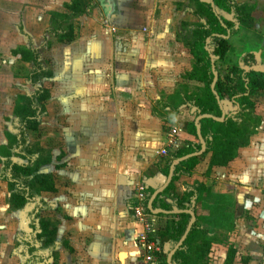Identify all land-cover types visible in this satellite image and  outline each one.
<instances>
[{
    "label": "crops",
    "instance_id": "0c3cea01",
    "mask_svg": "<svg viewBox=\"0 0 264 264\" xmlns=\"http://www.w3.org/2000/svg\"><path fill=\"white\" fill-rule=\"evenodd\" d=\"M99 1L105 5L106 9L112 8L111 16L106 14L104 33L101 26L94 35L89 32L91 29L89 25L96 24L98 20L89 22L90 18L85 15L70 23L74 27L73 42L64 40L63 45L57 44V46L53 42H57V38H59L54 35L55 33H52V37L49 36L50 32H47L46 35L43 34L49 25L45 13L52 12L34 8L30 10L27 6L28 2L20 6L22 14L20 27L22 30L20 31L30 44L29 48L22 51L36 50L40 54L43 71L37 85L33 86L30 79L34 71L33 63L23 61L21 51L15 53L16 58L20 57L22 62L30 67L26 80L32 91L17 96L14 114L18 98L31 96L37 90L44 89L49 93V98L43 103L39 131L37 133L27 132V136L29 133L38 134L40 132L42 121L47 114V105L51 98L56 97L59 99L60 105L66 104L68 117L74 120V124L93 126L91 135L78 133L69 138L73 143L69 144L67 159L64 158L61 163L65 165L68 162L66 166H69L67 196L63 190L61 177H58V183L55 176L49 174L56 191L53 193L42 192L36 195L35 202L31 203L35 204L36 208L37 206L41 208L43 206L41 204L50 207L48 211L42 213L52 212L56 217L58 223L49 221L57 226V242L58 236L65 235L62 246L68 250V254L64 255L62 263H59L144 264L136 240L142 228L134 219L132 206L139 183H144L146 187V182L153 179L155 180L154 186L161 187L163 178L166 177L162 172L166 166H161L160 169L155 166L157 163L156 152L165 147L168 140L167 135L162 133L163 123L158 115L170 113L172 110L173 112L179 110L178 113L184 114L186 109L192 113L193 109L181 100L183 97L189 98L198 94L200 90L194 94L187 85L182 83L183 80H196L189 79L187 75L183 76L185 73L188 75L192 73L194 65L186 42L183 40L182 43L178 37L179 27L184 22V13L182 14L178 9L181 0ZM233 1L244 6L247 12L246 18L236 29L238 31L236 35L229 38V51L225 62L234 56L230 52L232 48L247 45L248 51L245 54H259L261 63L264 64V0ZM34 13L38 14L35 20L37 31L35 33L29 31L33 27ZM77 21L84 23L87 33L81 30L83 35L81 34L76 28ZM54 22L56 25L55 20ZM60 22L58 20L57 23ZM239 35H243L242 38ZM45 36L47 44L52 47V49L49 48L50 50L47 49V54L52 60L51 68L46 65L44 61L46 53H43L41 48L46 41ZM233 39L234 41L238 39L239 43L243 40L245 44L240 43L239 46H236L233 44ZM39 44L41 45L38 46ZM185 49L192 58V70L188 72H185L188 70L187 67L183 68ZM241 57L237 54V63L236 65L231 64L232 68L239 65ZM59 76L63 79V83L60 82V86L57 88L52 87L51 89L45 84L49 81L54 85ZM177 85L180 87V91L175 94ZM183 86L187 90H184ZM163 95L170 97L171 104L165 102ZM195 113L192 114L195 115ZM256 114L261 123L251 138L250 146L254 144L255 140L264 141V105L256 103ZM79 119L80 123H78ZM15 121L17 122V120ZM151 128L152 131H150ZM11 132L15 136L18 134V130H11ZM11 135L8 131L5 133L4 139L0 138V150L8 149L12 142V138L9 137ZM5 139L6 142L3 141ZM192 144L197 143L192 141ZM248 148L241 149L239 154ZM15 149L16 147L12 151L8 150L13 153ZM208 156L211 157V154ZM259 156L260 160L258 159V161L246 160L248 162L246 164L247 171L252 176L244 171L240 173V181L245 184L249 183L248 181L264 184V150L259 153ZM37 157L41 159L39 173L47 175L43 172L45 171L43 168L52 164V159L45 160V157L39 154ZM0 159H4V157L0 155ZM232 163L229 166H232ZM0 165L2 174L3 163L1 161ZM226 168H215L210 171L208 164L207 177L211 176L216 179L214 171L224 169L225 174L227 173ZM62 170L61 167L57 168L59 172ZM182 176H187V174ZM228 178L231 180L225 177L217 178L218 188L216 185L211 187L216 193L226 197L228 202L233 204L232 208L239 209L244 203L240 196L241 189L237 188L239 184L235 179L232 180L231 176ZM5 182L8 184L6 180ZM195 186L188 190L186 187L183 188V197L178 193L176 195L175 189L168 192L173 193L171 194L173 203L162 200V197L168 194L165 192L162 194L161 200L173 206L172 209L176 208L174 205L177 199L180 201L191 200L192 197L187 198L193 194ZM221 186L223 191H219ZM7 188L9 190V185ZM234 188L236 189L234 190ZM250 189L252 188H247V190ZM190 192L192 193L189 195ZM43 194L54 196L52 202L42 198ZM245 203L246 209L251 215L249 220L252 222L249 224L250 226H247L248 229L241 232L239 229L242 220L237 222V216L232 214L235 217L234 228L236 231L215 228L214 238L217 231L227 230L228 233H231L232 239L229 248L233 247L237 252L233 264H264V197L250 205L249 202L245 201ZM199 207L203 208V204ZM25 208L16 211L12 209L9 201L4 206L0 204V222L3 219L11 221L12 213L4 218L7 210L16 214L24 211ZM38 213L39 211L36 209V214ZM61 215L65 218H60ZM171 216L177 215L157 216L162 223V229L165 227H163L162 219L172 218ZM39 217L41 220H48L42 218L41 215ZM175 219L178 221V218ZM38 226L35 224L36 229ZM2 229L4 228L0 226V230ZM57 242L54 244V254H56ZM217 247L218 244L214 241L207 257L208 264H210L209 260L213 258V251ZM229 248L226 254L224 250L223 254H220L221 258L224 257L225 263Z\"/></svg>",
    "mask_w": 264,
    "mask_h": 264
},
{
    "label": "trees",
    "instance_id": "16d2710c",
    "mask_svg": "<svg viewBox=\"0 0 264 264\" xmlns=\"http://www.w3.org/2000/svg\"><path fill=\"white\" fill-rule=\"evenodd\" d=\"M197 1H199L200 10L205 17L196 13L194 15L203 23L191 28L187 26V23H184L183 27L190 28V37L186 38L185 42L193 58L194 65L193 72L188 75V78L200 82L203 84V88L200 90L201 93L189 98L183 97L181 101L189 108L196 109L194 122L191 124V131L197 141H199V137L195 125L196 119L205 115L212 117L211 119H203L199 123L201 126V136L206 143L207 150L201 157L188 159L175 168L173 181L165 193L174 190L175 182L182 175L187 174V171H194L199 163L210 154V171L215 168L228 167L239 157L241 149L250 146L251 138L261 123L260 118L256 114V103L253 98L261 92L264 93V73L253 71V68L257 66L255 53L243 55L240 58L239 65L233 67L224 79H221L219 76L215 90H212L214 82L212 58H218V60L225 59L229 51V38L236 35L238 32L236 30L237 26H240L246 18V8L238 5L233 0ZM91 7L90 3L83 0H73L72 4L68 6V14L52 15L54 19L57 18L55 16L64 15L59 23V28H62V25L69 24L67 42L71 43L75 38L74 27L70 24L72 20L87 15ZM54 35L59 37L58 33ZM21 56L23 61L33 63L34 71L30 79L32 85L36 86L43 71L40 54L36 50L30 49L29 51H23ZM218 60H215L214 67L216 72H218ZM48 98L49 93L44 89L37 90L31 96L18 98L15 108L18 134L15 137L12 135L9 137L12 138L11 141L16 143V148L20 149V152L13 154L8 149L0 150V155L5 159L2 175L6 179L11 191L9 204L16 211L24 209L29 203H34L36 195L42 192L53 193L56 191L51 177L39 173L40 163L33 156H27L21 152V149H24L28 143L26 133H37L39 131L43 103ZM226 100L234 106L235 110L227 114L223 122H218L215 119L223 117L220 103ZM200 151V143L189 144L186 147L180 148L174 155L173 160L162 170L163 174L166 177L169 175L174 161ZM154 193L153 189L145 187L144 194L146 195V199L144 204L148 212H150L148 210V203ZM192 195L191 200L183 199V201H180L177 199L174 205L179 211H187L193 209V200L197 204L193 209L196 223L184 245L174 255L173 264H208L207 257L215 241L213 239L214 229H226L224 225L229 223H232L234 226L235 217L227 211V204L232 203L228 202L226 197L216 193L213 187L199 183L195 186ZM161 196H158L154 201L153 208L170 212L173 206L164 203L161 200ZM201 204H203V208L199 207ZM41 205H43L41 208L38 206L36 208L39 211L38 214L50 209L46 204ZM38 214H36V211L31 214V218L36 215V218L34 216L35 219L33 218L32 222L39 221V226L35 229L40 233L34 238V243L46 245L48 251H51L54 249L57 238V226L49 220H41ZM163 215L161 214V216ZM171 217L178 218V221L167 224L156 238L162 248L166 243L171 244L172 248H174L185 235L191 221V216L186 213ZM232 229L231 227L228 230ZM28 252L29 256L33 257V260L38 259L41 263L44 261L43 258L36 256V246L30 244ZM236 256V250L230 247L226 264H233ZM54 257L57 258V255L55 254ZM26 264L34 263L29 262ZM161 264H167V256L164 254Z\"/></svg>",
    "mask_w": 264,
    "mask_h": 264
},
{
    "label": "rangeland",
    "instance_id": "374dc122",
    "mask_svg": "<svg viewBox=\"0 0 264 264\" xmlns=\"http://www.w3.org/2000/svg\"><path fill=\"white\" fill-rule=\"evenodd\" d=\"M84 2L90 3L92 5L91 9H89V12L87 13V17L90 18L89 22H96V24H91V29L89 32H91L93 35L96 32V30L99 29L101 26L103 28V33L105 31L106 26V19H107V9L105 8V5L101 4L99 0H83ZM28 2V3H27ZM73 0H0V138H5V133L9 131V134H12L11 130H17L18 128V122L16 117H14V105L16 103V99L18 95L25 94L26 92H31L32 88L29 86L28 81L26 80V76L30 72V67L27 66L24 62H22L20 57H15V53H19L22 50L27 49L30 47L29 42L27 39L22 36L21 34V17L22 14L20 13V6L23 5V3H27V6H29L30 10L31 8L37 9V10H50L52 13H45V16L47 17V20L49 25L43 32L44 35H46L47 32H50L49 36L52 37V33H58L59 38H57V42L53 41L55 46L63 45L64 40H66L67 34L69 32V26L68 25H62V28H59V22L62 20V17L64 16H55L57 17L54 19V17L51 15L54 12L56 14H68V6L72 4ZM115 9V6H114ZM178 9L182 12L184 15V23H187L188 27L198 26L199 24L203 23L199 18L195 17L196 14H200L201 16H204L202 14V11L200 10V3L197 0H181V3L178 5ZM36 13L33 14V27L29 30L31 32H37L35 29V20L37 18ZM53 17V19H52ZM92 19V20H91ZM56 21V25L55 22ZM101 22V24H99ZM76 23V22H75ZM183 24L179 27V33L178 37L183 43V40L185 41L186 38H189V31L190 28L183 27ZM238 27V26H237ZM49 28V29H48ZM76 28L81 32V30L85 33H87V30L85 29L84 23H81L77 21ZM237 29V28H236ZM86 30V31H85ZM43 31V30H42ZM192 31V30H191ZM48 34V33H47ZM82 34V32H81ZM83 35V34H82ZM239 35L240 38H242ZM238 38V37H237ZM239 38V39H240ZM192 39V38H191ZM194 39V37H193ZM46 40V36H45ZM241 44H245V41H240ZM239 40L236 39L233 44L236 46L240 45ZM39 44L38 46H40ZM51 45L47 44V40L45 43L41 46L42 52L46 53L45 55V63L48 67L52 65V60L50 59L49 55L47 54V49H52L50 47ZM247 45H243L242 47H235L230 50L232 52V55L234 56L230 57L228 61L225 62L224 60H218L217 67H218V73L221 79H224L232 69V65H236L237 61V54L240 56L245 55L247 53L248 49L246 48ZM49 49V50H50ZM186 50V49H185ZM236 54V55H235ZM184 63L183 68L187 67L188 70L185 72H188L192 70V58L189 55L188 51L186 50L185 54L183 55ZM230 65V66H229ZM261 68L264 69V64L261 63ZM32 68V66H31ZM51 68V67H50ZM57 69V67H56ZM188 76V73L183 74V76ZM56 83L54 85L47 81L45 84L49 86L51 89L52 87H58L60 86V82L63 83V79L59 76L57 77ZM184 78V77H183ZM183 85H187L191 92L195 94V92L202 90L203 85L198 81H186L183 80ZM181 83V84H182ZM179 85V84H178ZM175 88V94H178L180 91V87ZM184 90H187L184 88ZM201 93V91H199ZM57 96V95H56ZM163 98L167 104H171L170 97H166L163 95ZM255 103H260L264 105V93H259L257 96L253 98ZM228 101V100H226ZM63 105V108H62ZM60 105L59 99L51 98L50 102L47 105V114L46 117L42 121L41 130L38 134H32L29 133L28 143L25 146L24 149H21V152L23 154H27V156H33L34 159L37 160L38 163L41 164V159L38 156H44L45 160L48 158L52 159V164L49 166L43 168L45 171L44 173H47V175L52 174L55 176V180L58 181V177H61L63 190L65 191V196H67V188H68V178L67 173H69V166L68 162L61 164L67 159V154L69 151V144H72L73 141H71L69 138L72 136L77 135L78 133L80 135L87 134L91 135V129H93V126L90 125H81V124H74V120L68 117V108L66 104L62 103ZM179 111V110H178ZM167 112L165 114H159L158 117H160L162 125V133L167 135V139H169L170 135L173 133L174 130L177 131V139L179 140L181 144V148L188 146L189 144L193 142L199 143L195 136L193 135L191 131V124L194 122V114L191 113L189 109H186L185 113L181 114L180 112ZM230 112V110H229ZM83 121V120H81ZM80 123V119L79 122ZM151 126V125H150ZM152 131V128L151 130ZM116 133V132H115ZM17 135V134H16ZM71 135V136H69ZM189 138V139H188ZM191 140V141H190ZM6 142V139L3 140ZM167 143V142H166ZM16 143L14 141L10 142L8 149H11V151L16 147ZM264 141L261 140H255L254 144L251 145L247 150L241 151L239 154L238 160H236L234 163H232V166H229L226 168L227 173L224 174V169L216 170L214 171V177L222 179L225 177L228 180V177L231 176L232 180L235 179L236 183L239 184L237 186L238 189H241L240 196H242L241 200H243L244 203H242L241 207L238 208H232L233 204H227V211L228 213L235 214L238 218L236 220L237 222L242 220L240 223V231L247 230L248 225L252 222L249 220L251 215H249L247 205L245 203L249 202V205L259 200L260 198L263 199L264 197V189L261 182L257 184V182L248 181L249 183L245 184L244 182L240 181V173H243L244 171L250 176L252 174L248 173V166L246 165L248 162L246 160H250L252 162L260 160L259 153L262 152L264 149ZM164 148V147H163ZM162 148V149H163ZM156 152L157 156V163L155 164L156 167L159 169L161 166L165 167L169 164L170 161L173 160L174 155L170 154L167 158H162V156L159 155V152L162 150ZM20 149H15L13 154L19 153ZM254 150V151H253ZM41 153V154H40ZM244 154V155H243ZM243 155V156H242ZM210 156L207 157L206 160L201 161L199 166L192 172L187 171V176H182L178 182L175 184V191L176 195L177 193L179 196L183 197V188L186 187L192 188L196 184L199 183H205L208 186H214L216 185V188H218L219 185H217L216 179H213L210 177H207V170H208V164L210 162ZM0 161L3 163L5 159H0ZM250 163V162H249ZM60 164V165H59ZM1 167V165H0ZM63 168L62 171H57V168ZM4 176L0 173V204L4 206V204H7L9 201V195L11 194V191L8 190L6 182H5ZM144 185V183H139L136 187L135 194L138 195L140 187ZM244 187V188H243ZM252 188L250 190H247V188ZM236 188H234L235 190ZM218 190V189H217ZM223 191L222 186L219 188V191ZM253 190V191H251ZM251 191V192H250ZM10 193V194H9ZM192 192L189 193V195ZM171 194L168 193L162 197V200L165 202H174L171 199ZM175 194V192H174ZM193 195L191 194L187 199L191 198ZM45 200H48L49 202H52V199L54 196L49 194H43L41 196ZM192 199V198H191ZM233 201V200H232ZM57 204V201H56ZM3 208V207H2ZM36 211L35 204L29 203L28 207L25 208L24 211L19 213H14L11 210H7L4 218H7V215L13 214L11 221H5V219L1 220L0 226L4 229L0 230V264H25L27 257L25 258V255L28 253V246L30 244H34L39 250L40 254H45L48 251V248H46V245L41 244H35L34 243V235H35V225L31 222V214ZM42 218L51 220L53 222H57V219L55 216H53L52 212H45L40 213ZM60 218H65L64 216H60ZM163 227L167 224H172L173 222H176L177 219L175 218H163ZM235 223V222H234ZM254 225V224H253ZM250 226V225H249ZM224 227L227 229L233 228L234 230L232 232H235V225L233 226L232 223H229L227 225H224ZM227 229V230H228ZM227 230H221L217 231L216 236L214 238L215 243L218 244V247L213 251V258L209 260L210 264H226L224 257L220 254L224 253L226 254L229 246H231L230 240L232 239L231 233H228ZM59 235V234H58ZM63 240H65V235L58 236V242L57 240V246H55V253L58 255L57 258L54 257V253L51 257V259L46 264H60L63 261V256L68 254V250L64 248ZM22 250V252H20ZM26 253L24 254V252ZM54 252L53 250H51ZM51 251H48L52 253ZM37 253V252H36ZM39 254V253H37ZM27 256H29L27 254ZM215 258V260H214ZM60 262V263H59Z\"/></svg>",
    "mask_w": 264,
    "mask_h": 264
},
{
    "label": "water",
    "instance_id": "95a60500",
    "mask_svg": "<svg viewBox=\"0 0 264 264\" xmlns=\"http://www.w3.org/2000/svg\"><path fill=\"white\" fill-rule=\"evenodd\" d=\"M108 2H110V0H108ZM211 5L213 6V4H211ZM107 13H108V16H111V13H112V8L111 7H108ZM255 56H256V60H257V66L253 68V71H255L257 73H264V69L261 68L262 66H261V59H260L259 54L255 53ZM215 60H218V58H212V65H213V72H214V82H213V85H212V90L213 91L215 90L216 83L218 82V79H219V74H218V72H216L215 67H214L215 66ZM247 70H249V69H247ZM220 104H221V110L223 111V117L221 119H215V120L218 121V122H223L224 119H225V116L227 114H229L230 112H233L235 110V108L228 101L221 102ZM229 110H230V112H229ZM195 112H196V109H193L192 113H195ZM211 118H212L211 116L205 115V116H200L195 121L196 129H197V135L199 137V142H200V145H201V151L200 152H197V153H195L193 155H189L187 157H184V158H181V159H178V160L174 161L172 163V165H171L169 176L163 178V183H162L161 187L154 186L155 180H153V179H150V180H148V182H146V188L147 189L151 188V189H153L155 191L154 195L152 196L151 200L148 203V210L150 211V213H152L155 216H158V215H161V214H164V215H180V214H183V213L189 214L191 216V221H190V223H189V225L187 227V230L185 232V235L183 236L181 241L174 248H172L171 244H169V243H166L163 246L164 247V249H163L164 250V255L167 256V264H173L174 255L184 245V243L187 240V238H188L193 226L196 223V216H195V214L193 212V209L195 208L196 202L194 200L192 201V206H193L192 210L179 211L176 208H173L170 212H165V211H162V210H155L153 208V204H154V201L157 199V197L162 195V194H164V192L171 185V183L173 181V177H174L175 168L178 165H180L181 163L187 161L188 159H192L194 157H201L202 155L205 154V152L207 150V147H206L205 141L203 140V138L201 136V126H200L199 123L203 119H211Z\"/></svg>",
    "mask_w": 264,
    "mask_h": 264
},
{
    "label": "built area",
    "instance_id": "2783aa9c",
    "mask_svg": "<svg viewBox=\"0 0 264 264\" xmlns=\"http://www.w3.org/2000/svg\"><path fill=\"white\" fill-rule=\"evenodd\" d=\"M176 137L177 131L174 130L167 140L166 146L159 152L162 158H167L170 154L175 155L181 148V144ZM144 190L145 185H142L132 206L134 219L142 228L136 240L141 250L140 257L144 264H161L164 252L160 242L156 238L162 230V223L157 216L147 211L144 204L146 199Z\"/></svg>",
    "mask_w": 264,
    "mask_h": 264
},
{
    "label": "flooded vegetation",
    "instance_id": "af4514ba",
    "mask_svg": "<svg viewBox=\"0 0 264 264\" xmlns=\"http://www.w3.org/2000/svg\"><path fill=\"white\" fill-rule=\"evenodd\" d=\"M35 216V218H36V215H34ZM34 216H33V218H34ZM33 218H31V222H32V219ZM34 218V219H35ZM34 225L36 224V226H38L39 224H38V220H36L35 221V223L34 222H32ZM38 228V227H37ZM38 233H40L39 231H35V235H34V237H33V239L37 236V234ZM32 246L34 245L33 243L31 244ZM35 246V245H34ZM38 247V246H37ZM36 247V249H37V253H39V254H36V256H38V257H41V258H43L44 259V261L41 263L38 259H34L33 260V257H31V256H27V254L29 255V252L25 255V258L27 257V260H26V262H25V264L26 263H31V262H33L34 264H46L50 259H51V257H52V255H53V252L52 253H50V252H46L45 254H40V250L38 249ZM28 248H29V246H28ZM29 250V249H28ZM20 252H22V250H20ZM26 253V251L24 252V254ZM37 257V258H38Z\"/></svg>",
    "mask_w": 264,
    "mask_h": 264
}]
</instances>
